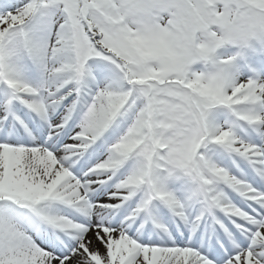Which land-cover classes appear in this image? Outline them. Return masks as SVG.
I'll use <instances>...</instances> for the list:
<instances>
[{
	"label": "snow or ice",
	"instance_id": "1",
	"mask_svg": "<svg viewBox=\"0 0 264 264\" xmlns=\"http://www.w3.org/2000/svg\"><path fill=\"white\" fill-rule=\"evenodd\" d=\"M0 264H264V0H0Z\"/></svg>",
	"mask_w": 264,
	"mask_h": 264
}]
</instances>
